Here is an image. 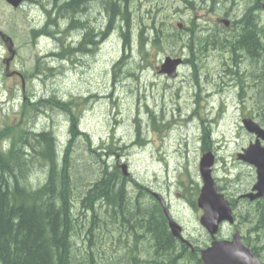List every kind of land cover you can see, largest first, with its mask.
I'll list each match as a JSON object with an SVG mask.
<instances>
[{
  "label": "rangeland",
  "instance_id": "rangeland-1",
  "mask_svg": "<svg viewBox=\"0 0 264 264\" xmlns=\"http://www.w3.org/2000/svg\"><path fill=\"white\" fill-rule=\"evenodd\" d=\"M36 1L38 3L15 9L0 0V127L6 116L12 118L16 114L24 97L74 99L78 103L76 113L80 129L89 134V141L81 135L75 140L72 154V168L78 172L75 175L98 172V164L102 167L103 159L110 167L126 164L130 172L126 176L128 191L133 195L147 190L161 193L183 225L185 235L205 247L211 237L200 223L202 209L193 203L202 186L200 159L210 146L216 155L214 178L228 197H237L256 181L255 168L237 157L243 148L254 142L255 137L243 126L242 114L236 104H224L226 91L214 86L218 84L215 81L206 80V75L218 72L210 56L193 54V46L187 47L190 43L187 39H181L173 50L158 49L149 42L144 55L137 43L138 30L141 21L152 22L156 14L150 13L152 8L158 10V16L173 21L169 27L176 28L179 33L187 25L193 28L192 32L200 33V28L217 26V15L242 12L247 0H193L192 5L183 0H131L129 10L133 14L128 26L132 31L131 47L124 44L122 32L126 26L119 19L117 29L108 34L99 51L78 53L64 60L48 57L46 53L62 51L63 44L71 43L72 38H68L71 34L66 38L62 36L63 42L55 38H39L34 42L31 38V30L41 28L47 21L43 7L51 6L49 0ZM179 21L184 23L181 29L177 27ZM192 32L187 33L190 35L188 39H191ZM141 35L142 39L151 41L149 35ZM9 47L15 50L13 56ZM180 49L186 56L195 57L198 76L201 77V82L196 85L202 86L200 90L187 79L189 65L181 67L175 79L157 73L154 68L165 56L180 55ZM120 60L121 71L114 84L113 66ZM37 63L39 70H35ZM19 72L24 75V85ZM235 90L243 97L241 100L257 94L254 86L236 87ZM208 91L212 97H207ZM40 107V111L29 119V126L37 130H53L58 150L64 149L70 139L68 114L47 103ZM102 144L112 147L104 149ZM23 173L22 178L33 180L34 186L46 178L39 165ZM149 198H152L151 194ZM80 199L75 211L76 216L82 217ZM242 222L240 220V226ZM228 235V227L219 234L220 237ZM107 236L106 242L101 241L109 252L99 251L105 262L109 261L113 250ZM84 239L82 236L76 239L74 256L78 264L87 256ZM141 247L145 250L147 244ZM121 250L120 256L124 260Z\"/></svg>",
  "mask_w": 264,
  "mask_h": 264
},
{
  "label": "trees",
  "instance_id": "trees-1",
  "mask_svg": "<svg viewBox=\"0 0 264 264\" xmlns=\"http://www.w3.org/2000/svg\"><path fill=\"white\" fill-rule=\"evenodd\" d=\"M126 1L51 0L50 7H43L47 21L41 29L32 30V36L35 38L39 33H45L63 42L62 35L66 37L72 30H77L81 41L75 45L63 44L62 51L52 55L66 59L78 53L91 54L96 47L87 50V45H91L92 40L101 34L97 31L106 11L110 25H115L114 30L119 19L125 24L122 38L125 46L131 47V30L128 28L131 0L125 4ZM155 17L149 36L151 41L141 38L143 30L138 34V47L144 55L149 42L158 49L173 50L181 40L174 34H168L164 25L158 27ZM247 17L245 23L241 19L240 30L232 33L234 35L216 33L215 29L192 32L191 41L187 39L191 44L188 43L187 47L193 46L200 53L217 40L219 46L221 44L226 48L233 43L238 50L251 55V68L257 72L253 80L260 82L256 86L258 89L262 85L261 103L258 104L264 108V28H259L255 22L250 23L251 17ZM110 30L109 27L106 32ZM121 62L115 65L116 76L121 71ZM39 68L37 63L35 70ZM33 98H24L16 114L12 118L6 116L0 127V264H78L74 249L80 236L85 238L82 242L87 247V256L79 261L80 264H181L182 261L203 264L197 248L190 250L172 235L158 201L149 198L146 192L134 196L125 188L124 181L127 179L118 165L109 169L103 159L102 167L98 164V172L75 175L78 173L72 168L75 140L81 135L89 141V134L80 129L76 113L78 103L74 99ZM46 103L68 114L70 139L64 149L58 150L53 130L37 131L29 126V119ZM261 122L264 124V118ZM153 126L157 127L154 123ZM205 139L208 137L205 136ZM37 165L43 168L46 178L43 183L34 186L33 180L27 181L22 176L23 172L34 170ZM80 197L82 217L79 214L76 216L75 211ZM260 213L264 216V207L252 209L250 221L258 222ZM115 229L116 233L113 232ZM106 236L113 244L107 262L99 253L100 250L101 253L109 252L102 242H106ZM144 243L147 244L145 250L141 247Z\"/></svg>",
  "mask_w": 264,
  "mask_h": 264
},
{
  "label": "flooded vegetation",
  "instance_id": "flooded-vegetation-1",
  "mask_svg": "<svg viewBox=\"0 0 264 264\" xmlns=\"http://www.w3.org/2000/svg\"><path fill=\"white\" fill-rule=\"evenodd\" d=\"M189 5H192V0H183ZM228 0H226L227 2ZM128 3V0L125 4ZM233 12V11H232ZM247 16L251 17L249 22L250 23H256L259 28H264V0H247V5L245 9L241 12H233L232 14L226 12L223 15H217L215 17L216 20V27H207L206 29L200 28L202 33V30H208V29H215L216 33H222V34H231L235 32H239L240 25H241V19H244V23L247 21ZM106 19V11H104L103 19H102V25L100 29H98L97 32H101V34L92 40L90 46H95V50H99L101 48V42L103 40V31L102 26L103 22ZM223 20H227L228 24L224 23ZM164 30L168 31V34L170 35H176L177 37L181 39H188L190 37L189 32L193 31V28L189 25L185 27L182 32L179 33V31L176 28L169 27V24H172L173 21L171 20H164ZM195 23V22H194ZM184 23L182 22V25L180 27L183 28ZM251 29L254 28L253 25L250 26ZM187 30V32H185ZM250 36V35H249ZM264 36V34H263ZM187 41V40H186ZM189 41H191L189 39ZM213 46L207 47L206 49H203L204 52L201 51V53H197L196 48L193 47V54L194 51H196V54L198 56L201 55H207L212 58V60L215 63V67H218L217 71H212L210 75H206L205 78L207 81H215L218 83L217 86L219 89H224L226 99H231L236 102H238L237 106L240 109L241 113H245L246 116H254L255 118H259L263 116L264 110L259 107L258 103H261V93L262 85H259L260 88L258 89L256 86L258 84L257 80H253L254 77H256L257 72L254 70V68H251L252 65V58L251 55L244 54L242 51L238 50L237 47L231 43L229 46L224 48L221 44L220 46L216 42L212 44ZM261 50V49H259ZM258 51V50H257ZM256 52V51H255ZM183 60V66L190 68V74L187 76V79L191 81L192 84H194L196 87L201 88L200 86L196 85L201 82V77H199V70L198 64L195 62V57L192 56H186L187 54L185 52L180 54ZM249 67L251 69H249ZM155 68H159L158 65L155 66ZM196 68V69H195ZM160 72V71H158ZM200 78V79H199ZM260 83V82H259ZM230 85V86H227ZM248 86H254L257 89V94L253 96L247 97L248 99L241 100L243 97L239 95V93L235 90L236 87H244L247 88ZM247 106L245 109L244 107ZM252 190V186L247 187L242 192H239L237 197L229 196V199L231 201L234 218L236 223L233 225H227L229 229V235L228 237H231V235L236 230H242L243 238L245 239V242L247 245L253 248L255 254L258 256V258L261 260V263L264 264V216L261 215L259 217L258 222H251L250 217L252 214L251 210L255 209L258 202L264 201V199H256L251 201L247 197L241 196L247 191ZM240 217V219H239ZM253 217V215H252ZM242 220V224L240 226L239 222Z\"/></svg>",
  "mask_w": 264,
  "mask_h": 264
},
{
  "label": "water",
  "instance_id": "water-1",
  "mask_svg": "<svg viewBox=\"0 0 264 264\" xmlns=\"http://www.w3.org/2000/svg\"><path fill=\"white\" fill-rule=\"evenodd\" d=\"M7 1L17 7L23 0ZM181 62V58L168 56L163 62L162 71L171 77H176ZM243 122L250 132L256 133L258 136L254 144L244 149V153L239 154L240 158L258 167V181L255 185L258 192L249 194L250 198L254 199L264 195V147L260 142V138L264 139V128L252 118H246ZM214 161L215 157L212 152L204 153L201 157L200 172L203 186L197 199L198 206L203 210L200 221L213 237L219 231L221 222L225 220L233 222L230 203L225 194L219 191L212 175ZM122 167L126 174V165L122 164ZM154 195L164 206L173 234L188 242L182 235V226L173 219L164 199L158 193H154ZM201 257L205 264H261L260 260L254 256L252 249L245 246L238 232L232 240L214 238L210 246L201 250Z\"/></svg>",
  "mask_w": 264,
  "mask_h": 264
},
{
  "label": "bare ground",
  "instance_id": "bare-ground-1",
  "mask_svg": "<svg viewBox=\"0 0 264 264\" xmlns=\"http://www.w3.org/2000/svg\"><path fill=\"white\" fill-rule=\"evenodd\" d=\"M193 1V0H192ZM196 5V4H195ZM238 39V38H237ZM237 43V42H236ZM203 47V46H202ZM204 52V51H203ZM201 53V52H200ZM204 56V55H203ZM196 62V61H195ZM196 69V68H195ZM198 70V69H197ZM34 153V152H33Z\"/></svg>",
  "mask_w": 264,
  "mask_h": 264
}]
</instances>
